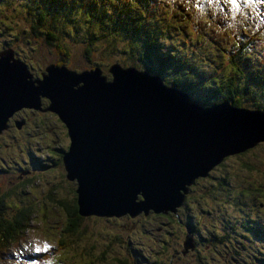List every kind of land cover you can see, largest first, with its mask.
I'll use <instances>...</instances> for the list:
<instances>
[{
  "label": "rangeland",
  "instance_id": "374dc122",
  "mask_svg": "<svg viewBox=\"0 0 264 264\" xmlns=\"http://www.w3.org/2000/svg\"><path fill=\"white\" fill-rule=\"evenodd\" d=\"M158 1V7L166 8L168 5L165 4L166 0ZM22 2L0 0V49L4 46L12 48L16 59L24 63L33 78L35 73L43 71L44 66L55 63L58 55L51 45L45 43L43 30L38 31L37 28L33 34L29 29L34 22L23 11ZM183 2L188 5L185 0ZM199 3L197 18L200 24L193 28L194 12L187 22L188 31L182 35L177 33L180 21L172 22L175 24L169 32L173 39L168 40L182 44L186 53L192 54L195 51L193 55L200 67L218 76L219 72L225 70L226 62L224 44L216 43L214 46L217 42L214 36L236 23L242 6L246 5L251 19L255 2L242 0L231 15H227L228 5L225 1L200 0ZM73 20V17L53 22L50 20L52 29L58 34V41L68 54V65L65 67L75 72L98 67L108 79V65L127 64L126 54L121 53L123 50L120 42L113 39L116 41L113 48H109L105 41L87 45L83 22ZM225 20L228 23H223ZM250 23L254 28L258 27L255 21H246L243 25L248 29ZM256 37L262 41L258 48H264V30L259 32V36L256 34ZM85 48L89 51L87 55ZM202 88L204 93L209 92V88ZM200 93L204 94L203 91ZM261 101H264L262 97L255 100L259 103ZM41 104L43 109L47 103L43 100ZM29 110L32 109L15 115L25 120L23 127L22 124L18 130L9 127L0 134V214L11 217L16 208L22 206H28L31 210L25 230L0 251V264H21L16 258L27 256L37 248L48 255L40 264H51L49 259L53 264H118L116 260L129 264H217L227 256L248 261L249 264H261L259 258L264 257V238L251 237L236 225L227 226L226 220L233 216L225 203L227 197L216 193L214 189L218 190L217 181L224 177L227 179V187L238 190L251 187L253 191H256L255 187L260 188L261 196H254L256 202L251 211V215L260 219L251 226L260 228L264 224V206L260 210L256 203L264 204V143L224 158L211 170L210 180L199 177L189 186L182 207L177 211L180 220L197 225L206 236L212 235L213 231L226 235L229 240L225 244V251L215 238L207 250L203 245L198 247L197 252L195 247H182L183 255L189 254L182 258L178 248L183 240V224L176 223L173 217H169L170 223L158 214H139L135 217L123 215L118 218L87 216L82 219L77 232L65 235V215L56 201L68 203L72 197L70 191L75 188L73 181L65 179L60 161V153L66 150L68 138L65 128L54 114ZM4 143L9 147L3 148ZM53 161L56 164L50 165ZM207 189L211 192L206 194ZM214 197L216 203L208 208L207 205L211 204ZM200 208L206 212H201ZM60 238H63L65 245L60 246Z\"/></svg>",
  "mask_w": 264,
  "mask_h": 264
},
{
  "label": "water",
  "instance_id": "95a60500",
  "mask_svg": "<svg viewBox=\"0 0 264 264\" xmlns=\"http://www.w3.org/2000/svg\"><path fill=\"white\" fill-rule=\"evenodd\" d=\"M106 72L108 79L98 67L50 63L32 78L11 48L0 50V133L22 108L56 116L68 138L60 161L81 217L174 213L195 179L264 143L262 110L199 105L132 66L112 63ZM182 246L192 248L191 238Z\"/></svg>",
  "mask_w": 264,
  "mask_h": 264
},
{
  "label": "trees",
  "instance_id": "16d2710c",
  "mask_svg": "<svg viewBox=\"0 0 264 264\" xmlns=\"http://www.w3.org/2000/svg\"><path fill=\"white\" fill-rule=\"evenodd\" d=\"M23 1L21 4H24L23 11L34 22L30 24L29 29L33 34L36 33L37 28L38 31L43 30L45 43L51 45L58 55L55 63H52L54 65L67 66L68 54L58 41V34L52 29V22L60 18L73 17V22H83L86 28L87 45L105 41L109 48H113L116 41L120 42L123 50L121 53L124 52L127 58V64L122 67L132 66L151 75H157L163 84L186 92L190 99L199 105L207 106L216 101H227L234 107L264 111V101L255 102L257 97L264 99V55L262 51L256 49L258 40L250 24L248 29L243 25V22L250 21L247 10L240 13L235 24L227 26L225 30H220L214 36L217 41L213 44L214 46L216 43L224 44L223 55L226 62L225 70L216 76L205 72L200 67L197 58L193 55L195 51H192V54L186 53L182 44L168 40L173 39L169 29L176 21H180L177 33L185 35L188 31L187 22L195 14L191 8L188 9L192 0H185L188 5H185L183 0H166L165 4H168L166 8L156 6L159 3L157 0ZM234 4L238 6L236 1ZM195 21L194 29L200 24L196 21L195 25ZM172 22L175 23L172 24ZM113 39L116 41H112ZM182 43L185 44L183 41ZM85 52L86 55L89 53L88 48H85ZM202 87L206 90L209 88V92L204 93ZM201 91L204 94L200 93ZM52 164H56V161L50 163ZM70 192L72 197L69 198L68 203L56 201L65 215V235L77 232L84 218L77 212L74 190ZM250 197L253 198V193ZM241 202L243 203V200ZM235 205H238L237 198H235ZM16 209L11 217L0 214V248L14 241L27 227V217L31 210L28 206ZM149 214L155 215L151 212ZM158 215L169 219L168 213ZM174 219L178 221L179 215L175 214ZM259 221L260 219H254V222L250 224H257ZM184 222L187 221L184 220ZM246 227L251 237L263 236L264 229L251 225ZM250 229L258 230L259 236L253 235ZM59 242L60 246L65 245L63 238H60ZM116 263L129 264L121 260H116Z\"/></svg>",
  "mask_w": 264,
  "mask_h": 264
},
{
  "label": "flooded vegetation",
  "instance_id": "af4514ba",
  "mask_svg": "<svg viewBox=\"0 0 264 264\" xmlns=\"http://www.w3.org/2000/svg\"><path fill=\"white\" fill-rule=\"evenodd\" d=\"M40 73H41V71H39L37 74H34L33 78L38 77L37 75H40ZM25 110H27V109L22 108V109H19L16 112H14L7 119V121L5 123V129H3L1 131V133L5 132L7 129H9V127H13L14 129H17V130L20 129L21 127H23L24 124H25V120L23 118H17V117H15V115L17 113H21L22 111H25ZM29 111H34V110H29ZM36 112H38V111H36ZM19 121L21 122L22 125H21V127L16 128L15 127V122H19ZM7 147H9V145L4 143L3 144V148H7ZM219 164H217V165H219ZM216 166H214L213 168L215 169ZM211 170L207 172V175L205 176V178L204 177H200V178H204L202 180H210L211 179V177H210ZM197 179H199V178H197ZM194 182H196V180H194ZM217 185H218V190H216L214 188L213 189L215 190L216 193L220 194L221 196L222 195H226L227 199H226L225 203L230 208L231 214L233 215L231 219L226 220V222H228L227 226H230V225H232L231 227H235V225L239 226L242 229H244L245 232L247 233L246 225H251L250 223H253L254 219L255 220H259V218L257 216L251 215V211H252V207L255 206V202H256V197H254V196L255 195L261 196L260 188L255 187L256 191H253V189L251 187H246L243 190L242 189L238 190V189H236L234 187H227L228 186L227 185V179L225 177L221 178V180L217 181ZM189 189H190V187H188L187 191H189ZM209 192H211V191H209L207 189L206 190V194L209 193ZM251 193H253V198L250 197ZM184 198H185V196H184ZM235 198H237V200H238V205L237 206L235 205ZM241 200H243V203L241 202ZM214 203H216V198L215 197L212 199L211 204L207 205V207L208 208L211 207ZM256 206L259 207L260 210H263L264 204H262L260 202H257ZM181 207H182V204H181V206L179 208L176 209V211L174 213L167 212L169 214V217H173L174 218L175 214L178 215L177 211ZM200 211L201 212H206L205 210L203 211L202 208H200ZM179 220H180V214H179ZM179 220L178 221L176 220V221L178 223H182L183 224V228H184L183 240L181 241V246H180L181 250H180V247L178 248V251H180V256L182 258H184L185 256H189L188 253L183 255L184 252L182 251V242L187 237L191 238L192 243H193V247H195L196 252L198 251V247L202 246V245H203V248L205 250H207L209 248V245H212V239H214V238L216 239L217 243H220V247L223 245V251H225V248H226L225 244L227 243V240H229V238L226 235H224V234L220 235L219 233L211 231L212 235L206 236L204 233H202L200 231V228L197 225L188 224L187 222H184V221H181V220L179 221ZM169 222H170V220H169ZM191 226H193L192 229H191ZM261 228L264 229V224L260 227V229ZM250 230L253 233V235L259 236L258 230H256V229H250ZM233 231H234V229H233ZM226 233L228 235H230L229 231H227ZM241 235H242L241 237L243 238L244 237L243 234H241ZM262 238H264V232H263ZM176 253H177V251L174 254H176ZM238 257L240 258V256H238ZM259 260H260L261 264H264V257L259 258ZM217 264H249V263H248V261H244L242 259L241 260L238 259V258L234 259L232 256H227V257H225L224 261H223V258H222L221 260H219L217 262Z\"/></svg>",
  "mask_w": 264,
  "mask_h": 264
},
{
  "label": "snow or ice",
  "instance_id": "6c2138e0",
  "mask_svg": "<svg viewBox=\"0 0 264 264\" xmlns=\"http://www.w3.org/2000/svg\"><path fill=\"white\" fill-rule=\"evenodd\" d=\"M232 3H235V0H232Z\"/></svg>",
  "mask_w": 264,
  "mask_h": 264
},
{
  "label": "bare ground",
  "instance_id": "6f19581e",
  "mask_svg": "<svg viewBox=\"0 0 264 264\" xmlns=\"http://www.w3.org/2000/svg\"><path fill=\"white\" fill-rule=\"evenodd\" d=\"M260 143H263V142H260ZM257 144H259V143H257Z\"/></svg>",
  "mask_w": 264,
  "mask_h": 264
}]
</instances>
